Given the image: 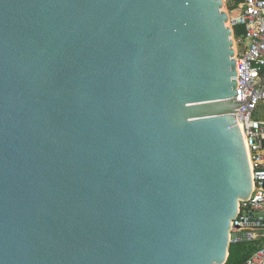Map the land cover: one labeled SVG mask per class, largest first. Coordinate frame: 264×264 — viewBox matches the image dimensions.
<instances>
[{"label": "water", "instance_id": "95a60500", "mask_svg": "<svg viewBox=\"0 0 264 264\" xmlns=\"http://www.w3.org/2000/svg\"><path fill=\"white\" fill-rule=\"evenodd\" d=\"M227 21L0 0V264L225 263L252 192Z\"/></svg>", "mask_w": 264, "mask_h": 264}, {"label": "built area", "instance_id": "2783aa9c", "mask_svg": "<svg viewBox=\"0 0 264 264\" xmlns=\"http://www.w3.org/2000/svg\"><path fill=\"white\" fill-rule=\"evenodd\" d=\"M232 29L237 70V97L251 99L235 113L252 175L250 197L240 202L233 220L231 243L246 242L251 250L242 264H264V0H222ZM236 26L243 31L234 33ZM223 264H228L227 260Z\"/></svg>", "mask_w": 264, "mask_h": 264}, {"label": "trees", "instance_id": "16d2710c", "mask_svg": "<svg viewBox=\"0 0 264 264\" xmlns=\"http://www.w3.org/2000/svg\"><path fill=\"white\" fill-rule=\"evenodd\" d=\"M241 31H243L242 26H236L234 28V33H239ZM250 250H251V246L248 245L246 242L230 243L227 263L242 264L247 258Z\"/></svg>", "mask_w": 264, "mask_h": 264}]
</instances>
